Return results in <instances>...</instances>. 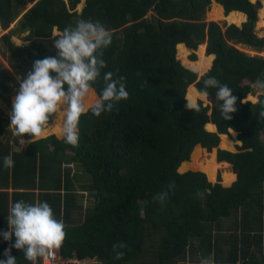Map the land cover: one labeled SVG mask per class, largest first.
<instances>
[{"label":"trees","instance_id":"obj_1","mask_svg":"<svg viewBox=\"0 0 264 264\" xmlns=\"http://www.w3.org/2000/svg\"><path fill=\"white\" fill-rule=\"evenodd\" d=\"M212 1L85 0L79 11L81 0H0L2 27L17 21L0 37L11 68L0 60V96L11 101L33 61L57 54L54 29L61 33L81 19L101 22L113 36L103 51L106 67L85 104L104 86L103 71L124 77L129 93L99 117L82 114L77 145L50 134L23 148L0 111V164L9 154L14 159L13 167L0 166V230L8 228L10 203L47 201L64 223L58 248L64 260L200 264L211 255L215 264H264V93L255 103L245 100L255 81L264 79V56L238 47L264 50V36L255 30L260 3L215 0L219 15L223 5L231 22L247 14L239 26L207 20ZM26 31L27 43L17 44L15 32ZM177 46L184 48L183 58L189 48L190 62L197 63L192 66L204 61V69L214 54L211 68L198 78L177 57ZM209 76L233 89L232 119L221 115L212 86L207 90L212 106L200 101L197 111L187 107V91L196 101ZM231 129L242 141L239 150L219 148L220 162H208L204 152L218 147L220 134L223 147L234 143ZM219 163L231 168L212 182ZM191 164L195 167L179 171ZM10 246L0 238V259ZM117 251L124 253L120 259ZM12 255L17 264H31L21 250L12 248Z\"/></svg>","mask_w":264,"mask_h":264},{"label":"clouds","instance_id":"obj_2","mask_svg":"<svg viewBox=\"0 0 264 264\" xmlns=\"http://www.w3.org/2000/svg\"><path fill=\"white\" fill-rule=\"evenodd\" d=\"M53 37L57 54L35 59L31 70L19 79V88L12 101L10 127L23 142L25 134H31L30 140L34 141L44 135L46 124L55 116L62 123L65 143L77 145L82 114L90 111L99 117L112 111L120 101L127 99L129 93L124 77L116 78L112 71H103L105 84L98 99L90 109L85 104L92 83L106 67L103 51L113 39L112 33L101 22L81 19L75 26L65 27ZM203 83L205 87L201 96L207 94L209 86L215 88V100L219 102L221 115L224 119H232L231 114L237 105L233 89L221 84L214 76H209ZM255 87L264 93V79L258 78ZM187 101V107L198 110L196 101ZM260 115L264 116V111ZM13 165L11 154L2 158L0 166L11 168ZM165 195L160 194L159 199L163 200ZM6 219L8 228L0 230V238L11 242V246L5 249L6 258L0 259V264H17L12 248L21 250L31 264H38V260L50 256L64 241V223L56 218L47 201L12 202ZM118 247L123 248L124 245ZM123 255L122 251L116 252L117 259ZM200 264H215V259L209 255L203 257Z\"/></svg>","mask_w":264,"mask_h":264},{"label":"rangeland","instance_id":"obj_3","mask_svg":"<svg viewBox=\"0 0 264 264\" xmlns=\"http://www.w3.org/2000/svg\"><path fill=\"white\" fill-rule=\"evenodd\" d=\"M252 1H253V2H259V3H260V7H259V10H258V20H257V22H256L255 30H256V32H257V34H258L259 36H264V17H262V15H260L261 8L263 7V2H262V0H252ZM215 2H217V1L213 0V1L211 2L210 6H209V9H208V11H207V13H206V19H207V20H215V21H218V22L221 23L222 25H229V24H231V23H235V22H231V21H229V20L231 19V17H228V18L225 17V15H226L227 13L225 12L224 6H223L222 4H221V5H222L223 14L219 15L218 8H217V6L215 5ZM84 4H85V0H81V2L77 5V9L80 11V10L83 8ZM213 7H215V9H216V11H217V15H215V14L212 13V9H213ZM212 14H213L215 17L212 16ZM228 14H229V13H228ZM245 20H247V14H246L245 18H244L241 22H239V23H235V24L241 26L242 23H243ZM16 25H17V21H15V23H13V25H12L9 29H4V28L2 27V25L0 24V37H1L5 32L9 31L12 27H15ZM57 33H59V30L54 29V34H57ZM26 34H27V31H26V32H15V35L13 36V40H14L17 44H20V45L26 44L27 41H28V40L24 39V36H25ZM49 41H50V43H51L52 40H49ZM47 42H48V40H47ZM178 45H179V44H178ZM201 47L205 50V49H206V43H205V44H202ZM238 47H239L240 49L246 51V52L249 53V54H260V55H263V56H264V50H262V51H258V50L254 49V48H252V47H249V46H247V45H245V44H238ZM187 48H188V47H187ZM188 50H189V51H188L187 56H186L185 58H183V53L179 51V47L177 46V57L181 60V62H182L186 67L192 69L193 71H196V72L198 73V78H200L201 76H203V75H204V74H205V73L211 68L212 63H213V60H214V58H215V55L212 54L211 62H210L209 67L207 68V71H206V70H205V71H200V70H198L195 66H192L190 63H188V62H190V60H192V59L190 58L191 50H190L189 48H188ZM3 51H4V47L2 46L1 41H0V60H2V61L4 62V64H6V66H7L8 69H9V71L11 72V68L9 67L8 59H7V57H5ZM205 55L208 56L206 53H204L202 56H205ZM186 60H187V61H186ZM198 60H199V59H198ZM194 61H195V60H194ZM191 85H194L195 88H197V86H196L195 83H192ZM191 85H190V86H191ZM190 86H189V88H190ZM191 87H192V86H191ZM189 88H188V90H189ZM197 89H198V88H197ZM198 90H199V89H198ZM199 91H200V90H199ZM95 93H96L97 97H95V98H94V101H92V103L89 104V105L87 106L88 108L92 107V105L94 104L95 100L98 99V97H99V94L97 93V91H95ZM88 94H89V93H88ZM187 94H188V91H187ZM187 94H186V98L188 99ZM260 94H262V93L258 92L257 89H256V87L254 86V88H253V92L250 93V94H248V96L246 97L245 100H249V101L255 103V102L259 101V96H260ZM14 97H15V96H13L12 99H14ZM12 99H11V101H7L4 97L0 96V111L3 112V115H4L6 118H8L9 124H11V120H10V112H11V109H12ZM200 101H202L204 105H210V106L213 105L212 101H210V100L208 99L207 94L204 95L203 97H202V96H199V97L197 98V100H196L197 104H198ZM187 103H188V101L186 102V105H187ZM210 112H211V109H210ZM54 117H55V116H54ZM54 117L52 118V120H51L50 122H48V123L46 124V126H45V130H46V131H44V135H43L42 137H46V136H48V135H50V134H56V135H57L58 137H60V138L63 137V136H62V131H61V132H57V131L55 130V128H53V127H54L53 124H54V122L57 120V118H56V117L54 118ZM53 119H54V120H53ZM61 119H62V117H61ZM53 121H54V122H53ZM61 126H62V123H61ZM11 128H12V127H11ZM60 133H61V134H60ZM228 135H229L230 139H231L234 143H233V144L231 145V147H229V148H227V147H223V146L221 145V144H222V137H221V134H220V143H219L218 147L213 148V150L210 151V152H209V151H205V152H204V153L206 154V156L209 157V159H208L209 161L207 160L208 162H210V161L213 160V159L216 160V161H219V160H218V149H219V148H222V149H228V150H231V151H233V152H236V151L239 150V149H238V145L242 144V141L239 140V138H238V132L236 131V133H233L232 131H230V132L228 133ZM37 138H41V137H37ZM37 138H36V139H37ZM30 142H31L30 139H26V138H24V142L20 139V145H21V147H23V148H26V147L30 144ZM207 161L203 160L202 162H203V163H207ZM184 162H185V161H184ZM219 162H220V161H219ZM181 166H182V165H181ZM192 167H195V164H191L188 168H186V169H184V170H181V168L179 167V171H181V172H185V171H187L188 169H190V168H192ZM230 168H231V164H230V163H219V166H218V168H217V170H216L215 175H214L213 177H210V178H209V175H208L204 170H202V166H201L200 169H201L203 172H205V173L207 174L208 178H209L212 182H216L219 173H221L224 169H230ZM85 178H86V176H85ZM86 179H87V178H86ZM81 191L84 192V190H81ZM90 199H92L91 196H88V194H87V192H86V196H85V198H84V203H85L86 205H89V201H90ZM62 263H63V262H62ZM67 264H71V262L68 261Z\"/></svg>","mask_w":264,"mask_h":264},{"label":"built area","instance_id":"obj_4","mask_svg":"<svg viewBox=\"0 0 264 264\" xmlns=\"http://www.w3.org/2000/svg\"><path fill=\"white\" fill-rule=\"evenodd\" d=\"M68 261L72 264V260L62 259L60 257L58 249H55L50 256L40 259V264H67Z\"/></svg>","mask_w":264,"mask_h":264},{"label":"bare ground","instance_id":"obj_5","mask_svg":"<svg viewBox=\"0 0 264 264\" xmlns=\"http://www.w3.org/2000/svg\"><path fill=\"white\" fill-rule=\"evenodd\" d=\"M212 13L213 14H215V15H217V11H216V9H215V7H213V9H212ZM212 14V16H214ZM215 17V16H214ZM228 18V17H227ZM181 52L183 53V55L185 54V50H184V48L181 46ZM186 53H187V51H186ZM191 63V65H197V63L196 62H190ZM202 64L200 65H198V66H195L198 70H200V71H207V69H204V67H205V64L206 63H204V61H202L201 62ZM55 118V117H54ZM54 120V119H53ZM54 122V121H53ZM53 128H55V130L57 131V132H61L62 131V126H61V121L59 120V119H57L55 122H54V124H53ZM44 131H46V130H44ZM61 134V133H60Z\"/></svg>","mask_w":264,"mask_h":264},{"label":"water","instance_id":"obj_6","mask_svg":"<svg viewBox=\"0 0 264 264\" xmlns=\"http://www.w3.org/2000/svg\"><path fill=\"white\" fill-rule=\"evenodd\" d=\"M216 126V124H215ZM217 126H216V130L217 131ZM233 129H231L230 131H232ZM72 264H103V262L101 260H72Z\"/></svg>","mask_w":264,"mask_h":264}]
</instances>
